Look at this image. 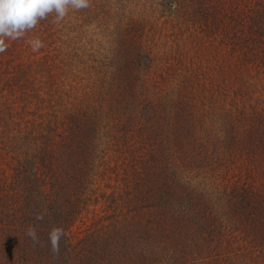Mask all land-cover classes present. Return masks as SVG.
Masks as SVG:
<instances>
[{
  "label": "trees",
  "instance_id": "16d2710c",
  "mask_svg": "<svg viewBox=\"0 0 264 264\" xmlns=\"http://www.w3.org/2000/svg\"><path fill=\"white\" fill-rule=\"evenodd\" d=\"M91 2L100 14L52 13L29 30L43 42L35 58L20 57L16 40L0 53V264H63L72 253L77 264H259L264 0ZM177 26L173 47L166 32ZM90 100H103L95 113ZM109 152L135 163H120L112 228L98 236L108 226H94L98 237L70 248L65 229L90 183L115 170Z\"/></svg>",
  "mask_w": 264,
  "mask_h": 264
},
{
  "label": "rangeland",
  "instance_id": "374dc122",
  "mask_svg": "<svg viewBox=\"0 0 264 264\" xmlns=\"http://www.w3.org/2000/svg\"><path fill=\"white\" fill-rule=\"evenodd\" d=\"M109 1H111L113 4H115V6H117L116 2H118V0H109ZM109 4H110V2H109ZM126 5H125L127 7L126 11H128L127 13H129L128 9H130L132 7V5H129V3H127ZM154 7L155 6L152 3H150L147 7H145V11H148V10L151 11V10H153ZM167 8H168V10L170 9V7H168V6H167ZM71 12H74V14L71 13V16H74V20H77V21H78V19L84 20V16L86 14L88 16H94L96 13H97V15L101 13L98 11L94 12V7H93L92 2L89 3V7H87V8L71 9ZM128 16H130V15H126V17H128ZM166 18H167L166 16L161 17L160 22L164 23ZM165 26H166V28H169L167 25H165ZM171 30L173 31V33H171V32H166V33L171 34L172 36L174 35V37H175L173 39L174 40L173 41V47H174V44H178V45L180 44V38L178 36V33H180L181 27L177 26ZM50 35H51V33L49 34V37H48L49 40L51 39L52 42L56 41V40H54V36H50ZM146 35L148 36L147 33H146ZM181 35H182V33H181ZM30 36H33L34 38L39 39L38 34L35 35L32 33ZM30 36L29 35L28 36H22L20 39L16 40V43L12 47L13 48L15 47V52H17V50L20 49L21 54H18V53H15V54H18V55H20V57H24V58L28 57V59H30L31 57L35 58V55H34L35 51L33 50L31 44L29 43V41L35 40V39H32ZM158 42H160V41H157L156 44H158ZM9 43H13V41H11V42L9 41ZM18 60H19V58L16 59V61H18ZM79 76L81 78H86L87 74H86V72H82V73H80ZM92 81L93 80L91 79L89 82H92ZM79 82L83 83L84 80L79 81ZM98 88H99V86H97L96 89H93V87H92V88H85V90L89 91V94L93 95V92L95 94H98L100 92ZM16 90L19 91L18 87L15 85V95H17V93H18V92H16ZM31 91L32 90L30 88H28L26 92H27V94H30ZM78 91H77V93L79 94V96L83 98L82 94L84 91L83 90H81V92L80 91L78 92ZM40 94H44V93L41 92ZM43 97H45V95H43ZM100 101H103V100H97L96 102L92 101V100L88 101L87 105L90 104V106L92 108L87 107V109H86L87 112L91 113L93 111L95 113L97 111L96 108L98 109L101 106ZM85 102H87V101H85ZM15 112H16V110H15ZM49 113H50V110L46 108L45 110H43L42 115L44 117H47L46 115ZM2 118L6 119L7 121L9 120V116H6V115H3ZM100 149H101V147L97 146V150L99 151ZM115 154L116 153H114V152H109L108 155H106V154H105L106 156L104 155V158L108 162V164H106L105 167H107V165H108L109 168H115V170H112V172H110L111 176L108 179H106V182H104V180H102L101 176L99 178L95 177V179L92 181V183H90V190L92 192L91 193L92 198L90 199V201L87 202L86 209L78 215L77 219L74 221V223L71 226H69L67 229H65L66 236H67L66 242L70 245V248L71 247L73 248L74 246H76L78 244L79 240H81L85 235L87 236V234H90L91 232H93L94 226H96V227L104 226L105 227L107 225L108 229L104 230V231L102 229L101 231H99L98 236H101V235L103 236L106 234L109 235V231L112 228V226H111L112 221L115 220L114 218L109 217V215H111V213H112V207L115 206V202H113V200H115V199L111 198L110 193L113 190V188H115L117 186L118 187L122 186V184L124 183V182H122V175H119V174H122V170L119 169V167L122 164V159L125 158L124 160H127V163H130L132 167H134V165H135L134 161L131 158L132 157L131 155L129 156L126 154H122L121 156H117ZM127 156H129V157H127ZM115 164H116V166H114ZM128 170H130V168H128ZM129 173H130V171H129ZM96 194L98 196H96ZM119 203L120 202H118L117 204H119ZM95 233L93 232V234H95ZM34 237L38 240L37 236L34 235ZM39 241H40V244L43 243L42 239H40ZM238 243H240V242H238ZM119 244H121V242ZM109 245L110 244L108 243V241H106L105 247L108 248V247H110ZM133 247H134V244H132V246L129 247L127 251H124L123 254L125 255L127 252H129L128 256H130L133 253V250L131 249ZM70 248H69V250H70ZM114 248L117 250L121 249V247L117 248L116 244L114 245ZM45 255L49 256V253H47V251H45V254H44V251H43V256H45ZM67 257H68V261L65 262V260H64L63 264H75V263L77 264L78 259L80 258V255L76 256V255H73V253H72V258L70 257V254H67ZM260 257H262V260H259V264H263L264 255L263 256L259 255V258ZM49 259H50V256H49ZM209 260H211V257H207L206 261H209ZM32 263L37 264L34 262H32Z\"/></svg>",
  "mask_w": 264,
  "mask_h": 264
},
{
  "label": "clouds",
  "instance_id": "9594fccd",
  "mask_svg": "<svg viewBox=\"0 0 264 264\" xmlns=\"http://www.w3.org/2000/svg\"><path fill=\"white\" fill-rule=\"evenodd\" d=\"M87 7L89 0H0V53L7 51L9 41L20 39L49 14L55 13L59 21L70 9ZM29 43L34 51L43 47L39 39Z\"/></svg>",
  "mask_w": 264,
  "mask_h": 264
}]
</instances>
